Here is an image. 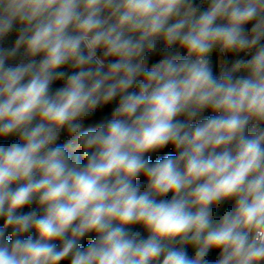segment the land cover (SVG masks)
<instances>
[{"label": "clouds", "instance_id": "obj_1", "mask_svg": "<svg viewBox=\"0 0 264 264\" xmlns=\"http://www.w3.org/2000/svg\"><path fill=\"white\" fill-rule=\"evenodd\" d=\"M0 141V264H264V0H0Z\"/></svg>", "mask_w": 264, "mask_h": 264}, {"label": "trees", "instance_id": "obj_2", "mask_svg": "<svg viewBox=\"0 0 264 264\" xmlns=\"http://www.w3.org/2000/svg\"><path fill=\"white\" fill-rule=\"evenodd\" d=\"M216 57H217V55H215V54H214L213 57H212L213 62H214V65H213V72H214V74L218 75L217 72H216V68H215ZM229 59H231V57H229ZM230 67H231V66L228 65V68H229V69H230ZM59 86H60L59 84H55V85H53L54 88L59 87ZM211 114H212V113H210V112H205L203 115H204V116H208V115H211ZM101 118H102L101 114H100L99 112H97L96 116H95L94 118H92V119H93V120H99V119H101ZM91 122H92L91 120H90V121H86V124L91 123ZM62 136H63V135H62ZM13 139H14V137H10V138L8 139L7 142L10 143ZM0 142H3V141H0ZM172 151H173V150H172L171 147H166L165 149H163V150L160 151V152H157V153H153V154H151V159H152L153 161H155L156 159L162 158L164 155H166V154H168L169 152H172ZM173 154H174V153H173ZM82 162H84V161H83V158H82ZM136 183H140V184L145 183V178H144L143 176L139 177V178L137 179ZM169 198H170V197H169ZM230 203H231V202H226V203H224V204L221 206V208L218 209V211H217V215H222V212H223L224 210H226L227 207L230 206ZM35 207H36V205L33 204V205H31L30 207H26V208H24L23 211L27 212V211H30V210L34 209ZM0 226H2V225H0ZM132 230H133L134 232H139V233H140V236H141L142 238H146V237H147V233H146L142 228H140L139 226L134 227ZM27 235H35V234H34V233L26 234V236H25L24 238H27ZM92 238H93V237H91V236H90V237H87V238L85 239L84 243L86 244V243H87L90 239H92ZM188 252H189V255H193V254H194V253H193V250H192L191 248L188 249ZM217 255H218L217 252H211V253L209 254V257H210V258H215Z\"/></svg>", "mask_w": 264, "mask_h": 264}, {"label": "built area", "instance_id": "obj_3", "mask_svg": "<svg viewBox=\"0 0 264 264\" xmlns=\"http://www.w3.org/2000/svg\"><path fill=\"white\" fill-rule=\"evenodd\" d=\"M214 65L213 59H212V66ZM215 68H216V72L217 74H219V72L222 70V68H228V65H223L222 64V60L220 57H216V62H215ZM65 140V137L62 136L61 140L59 141L60 143H63Z\"/></svg>", "mask_w": 264, "mask_h": 264}]
</instances>
